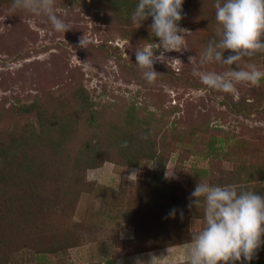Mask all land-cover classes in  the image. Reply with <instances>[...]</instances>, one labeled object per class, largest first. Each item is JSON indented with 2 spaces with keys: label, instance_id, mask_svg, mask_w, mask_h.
I'll use <instances>...</instances> for the list:
<instances>
[{
  "label": "rangeland",
  "instance_id": "374dc122",
  "mask_svg": "<svg viewBox=\"0 0 264 264\" xmlns=\"http://www.w3.org/2000/svg\"><path fill=\"white\" fill-rule=\"evenodd\" d=\"M121 2L127 6L132 2L134 11L138 0H54L57 15L72 27L64 34L56 32L46 17L15 8L14 0H0V138L5 133V140H15L19 151L29 154L36 152L32 139L41 133L44 138L37 141L41 142L37 143L38 152L54 138L63 140L66 149L61 148L62 152L70 150V157H55L46 146L52 161L62 163L70 185L77 188L75 209L63 212L46 202L45 222L49 226L58 220L49 231L59 229L60 221L64 227L74 228L67 229V234L75 233L77 244L68 249L71 257H65L73 264H133L132 256L139 253L127 254L117 244L113 250L109 247L115 238L126 241L134 237L130 212L115 209L120 213L116 216L113 209L112 215L104 211L102 193L109 198L119 193L123 197L124 190L138 193L139 182H147L146 174L154 170L153 161L143 157L152 150L150 143L166 150V172L174 174L171 178L187 197L185 211L192 215L202 216L197 208L193 212L195 206L187 207L200 180L249 179L264 196V78L258 85L240 82L234 93H225L203 85L193 73L195 68L222 74L233 67L200 63V53L215 38L217 0H185L180 25L190 31L185 37L188 49L164 53V60L154 64L159 75L151 84L136 64L135 50L139 44L149 45L159 55L163 51L156 44L159 38L150 33L151 18L138 27L127 17L133 11L125 14ZM84 34L90 41L88 48L79 46ZM229 54L234 53L226 50L225 57ZM240 64L246 70L254 65L264 71V53L242 57ZM86 97L88 103H83ZM90 110L105 112L103 130L85 125ZM192 130H197L198 136ZM130 136H137L143 166L124 165L119 157L122 137ZM217 136L221 140L216 143L217 150L205 154L210 140ZM93 147L102 154L97 167L74 170V158L83 149L92 152ZM196 165L209 169V175L199 176ZM133 169L137 177L130 181L127 177ZM80 178L83 183L74 181ZM37 207L46 205L43 202ZM191 217L193 230L203 227V217ZM32 224L37 228L42 225L39 220ZM22 228L24 246L31 238L27 226ZM30 255L20 251L14 256L15 264L67 262L63 256L40 259ZM255 263H264V250L257 252Z\"/></svg>",
  "mask_w": 264,
  "mask_h": 264
},
{
  "label": "trees",
  "instance_id": "16d2710c",
  "mask_svg": "<svg viewBox=\"0 0 264 264\" xmlns=\"http://www.w3.org/2000/svg\"><path fill=\"white\" fill-rule=\"evenodd\" d=\"M131 1L125 0V3ZM131 4L132 2L127 6L121 2L119 6L122 10L124 9L123 12L125 14L126 11L129 14V11H133L134 7V4ZM127 17L131 19V15ZM127 17L124 19H127ZM88 99L87 97L84 98L83 103H88ZM132 111L135 113V110ZM105 116V112L90 110L89 118L84 121L85 125L88 128H92V130H103L104 128L102 127L106 124ZM97 118H99L98 121ZM30 131L35 134L34 130ZM191 133L195 136L199 134L197 130H192ZM4 136L5 133L0 138V264H8L9 262L15 264L14 256L16 257L20 251L25 253L28 251L31 254L30 256H40V259L47 255L63 256V262H66L67 258L65 257H71L68 249L77 244L78 236L74 233L73 236L69 237L67 229L73 230L74 228L64 227L61 221L60 226H56L59 229L49 231V226L55 227L58 220L52 225L47 226L45 218L47 217L49 205L46 202H51V207L55 204L60 211L73 212L75 208L72 207H74L78 200V194L76 193L77 190H75L76 187L70 185L68 172H63L60 161L58 162L57 159L52 161L47 147L51 148L50 150L55 153V157L58 155L70 157L71 152L69 149V151L66 150L67 153L61 151V148H65L61 138H54L48 145L46 143L45 145L43 144L45 150H41L42 153L38 152L37 143L40 144L41 142L37 141L44 138V134L40 133L36 140L30 138L36 142V152L26 154V152L19 151L15 140H5ZM132 137L130 136V138L125 139L122 137L120 141L121 146L118 152L119 157L124 161L123 164L133 167L143 166V159L146 157L153 161L154 170L150 174L148 173L149 175L146 174L149 177L147 182H139L137 186L138 193L136 195H131L124 190L123 197L119 193L118 196L109 198L107 193H102L103 210L111 212L110 215H112L113 209V212L116 213L115 215L118 216L120 213L118 214V211H115V209L124 208L125 211L130 212L129 215H131V221L135 227L132 239L123 241L115 238L112 240V244L109 245L110 250L111 248L113 250L117 244L127 254H134L190 243L191 234L198 231L190 227L191 216H202L199 214L192 215L189 211H185L187 204L185 193L180 189L178 182H174L171 177L166 178L165 172L169 162L164 154L166 150L162 152L158 148H155L156 145L150 143V149L152 147V150L153 148L154 150H150L148 154L144 153L143 158L140 156L142 153L140 147L135 143L137 136ZM220 141L218 136L210 140L208 151L205 154H213L217 150L215 148L216 143ZM142 150L145 151V147ZM84 151L86 150L80 151L78 156L74 158L73 163L77 162L74 163V165L77 164V166L73 167L74 170L81 172L97 167L101 160L102 154L99 149H94L93 147L92 152ZM194 167L199 176L209 175V169L201 168L197 165ZM80 172L73 177L79 176ZM224 180L218 179L209 182V184L219 186L232 185L238 189H251L262 195V192L257 189L258 186L250 183L249 179H231L229 182ZM74 181L79 183L82 182V179ZM82 189L79 190L80 194ZM37 199L40 201V204L44 202L46 208L37 207L40 205H36ZM174 207L178 209L176 217H167L169 210ZM179 209H182L184 212L183 218L180 216ZM35 220L40 221L41 227L37 228L32 224ZM24 225L27 226L26 229L30 233L31 242L24 243V246H22V240L24 239V228L22 226ZM262 250H264V245L258 249V251ZM237 263L240 264V262ZM65 264L73 263L69 259ZM177 264H185V262ZM250 264H256L255 258Z\"/></svg>",
  "mask_w": 264,
  "mask_h": 264
},
{
  "label": "clouds",
  "instance_id": "9594fccd",
  "mask_svg": "<svg viewBox=\"0 0 264 264\" xmlns=\"http://www.w3.org/2000/svg\"><path fill=\"white\" fill-rule=\"evenodd\" d=\"M184 3L185 0H138L131 14V21L138 27L151 18L150 33L159 38L156 44L163 50L157 55L149 45L136 47V64L150 84L158 78L154 64L164 60V53L188 49L185 37L190 31L180 25ZM14 7L46 17L58 33L72 29L57 15L54 0H14ZM215 20V38L200 53V63L219 62L233 67L222 74L194 68V75L208 88L225 93H234L235 85L240 82L258 85L264 71L254 65H248L246 70L240 62L242 57L264 53V0H217ZM89 43L85 34L79 40L82 48H88ZM226 50L234 54L225 57ZM173 175L165 173L166 178ZM136 177L137 170L133 169L127 179L134 181ZM193 206L202 214L203 227L191 234L185 264H250L264 245V196L251 189L210 185L200 180L189 196L187 207ZM177 211L176 207L172 208L167 217L175 218ZM179 212L183 218V210ZM163 255L149 252L146 258L137 256L133 264H159Z\"/></svg>",
  "mask_w": 264,
  "mask_h": 264
},
{
  "label": "crops",
  "instance_id": "0c3cea01",
  "mask_svg": "<svg viewBox=\"0 0 264 264\" xmlns=\"http://www.w3.org/2000/svg\"><path fill=\"white\" fill-rule=\"evenodd\" d=\"M191 246V242L190 243H185V244H181V245H175V246H169L166 248H159V249H152L149 251H145L144 253H139L136 254V256H132L133 261H131V263L134 262V257L136 258L139 255H142L143 257L146 258L145 254L149 253V252H153L156 255H161L164 254L163 256H161L159 258V264H177V263H182L185 262L186 259V255L188 252V249ZM167 249H170V253L167 254ZM131 258V257H128Z\"/></svg>",
  "mask_w": 264,
  "mask_h": 264
}]
</instances>
